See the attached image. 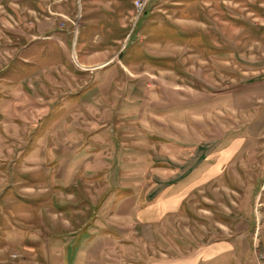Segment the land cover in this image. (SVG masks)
<instances>
[{"label":"rangeland","instance_id":"374dc122","mask_svg":"<svg viewBox=\"0 0 264 264\" xmlns=\"http://www.w3.org/2000/svg\"><path fill=\"white\" fill-rule=\"evenodd\" d=\"M143 2L0 0V264H264V0Z\"/></svg>","mask_w":264,"mask_h":264},{"label":"crops","instance_id":"0c3cea01","mask_svg":"<svg viewBox=\"0 0 264 264\" xmlns=\"http://www.w3.org/2000/svg\"><path fill=\"white\" fill-rule=\"evenodd\" d=\"M63 1L65 0H51L47 4L43 0H40V5H42L43 8L46 10V12L43 11V14H45L44 17L40 19V23L41 25L44 26V29L48 27L50 28V30H54V28L56 27L54 22H57V21H59L58 22L59 27H61L60 23L62 22L65 23L66 20L71 19L75 21L73 18L74 16H72L69 13L70 8L62 5ZM56 5H59V7H62L61 9L63 10H61L59 7H55ZM71 11H73L76 14L77 13L76 6L72 8ZM110 19H112V17H110ZM76 21L78 25V20ZM74 27L75 26L69 29L68 34L72 33V31L74 30ZM41 35H43V33ZM49 35L50 34H45L46 37H48ZM118 53L119 52L117 51L115 53H108V54L107 52L106 54L103 53V51L88 52L86 56V62H82V63L80 62V64L84 67H87L88 69L91 68V70H95L93 72H96L98 70H105L109 68L110 66H112L114 63H118L119 66L121 67L120 63L118 61H115L114 59L116 56H120ZM118 59L119 61H121L119 57ZM233 242L234 241L231 242L230 240L228 241L216 240L209 244L202 245L201 246L202 248L198 256L185 254L183 257L180 256L181 260L178 259L179 260L178 264H214V263L224 264V261H226L225 260L226 257H230V261H232V258H231L232 253L235 250L234 249L235 244ZM192 252L190 253L193 254ZM166 258H167L166 260L168 261L167 262L168 264L169 263L173 264L172 262L173 257L168 256Z\"/></svg>","mask_w":264,"mask_h":264},{"label":"built area","instance_id":"2783aa9c","mask_svg":"<svg viewBox=\"0 0 264 264\" xmlns=\"http://www.w3.org/2000/svg\"><path fill=\"white\" fill-rule=\"evenodd\" d=\"M143 3H142V0H135V5H136L138 10L141 11L142 9L145 8V3L144 4Z\"/></svg>","mask_w":264,"mask_h":264}]
</instances>
